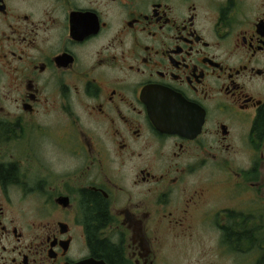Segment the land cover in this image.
Masks as SVG:
<instances>
[{"label":"flooded vegetation","instance_id":"flooded-vegetation-1","mask_svg":"<svg viewBox=\"0 0 264 264\" xmlns=\"http://www.w3.org/2000/svg\"><path fill=\"white\" fill-rule=\"evenodd\" d=\"M0 264H264V0H0Z\"/></svg>","mask_w":264,"mask_h":264},{"label":"rangeland","instance_id":"rangeland-1","mask_svg":"<svg viewBox=\"0 0 264 264\" xmlns=\"http://www.w3.org/2000/svg\"><path fill=\"white\" fill-rule=\"evenodd\" d=\"M231 261H229V263H230Z\"/></svg>","mask_w":264,"mask_h":264}]
</instances>
